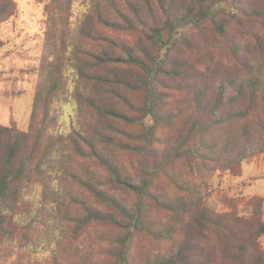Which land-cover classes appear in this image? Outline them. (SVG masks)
Returning <instances> with one entry per match:
<instances>
[{"label": "trees", "instance_id": "1", "mask_svg": "<svg viewBox=\"0 0 264 264\" xmlns=\"http://www.w3.org/2000/svg\"><path fill=\"white\" fill-rule=\"evenodd\" d=\"M52 1L60 8L57 0ZM85 1L75 29L77 39L67 56L76 73V127L65 134L49 131L56 121L49 106L59 78L43 97L38 95L37 123L30 121L25 130L13 122L0 125V235L10 232V222L24 220L18 204L22 186L35 174L46 173L58 152L65 150L60 158L62 173L71 176L91 199L69 194L82 210L70 216L74 221L70 229L80 233L89 222L116 229L101 234L110 243L99 252L107 259L98 262L86 252L79 256L81 264H216L217 250L220 264H264V250L255 242L264 233V221L244 236L235 233L228 226V216L206 205L191 179L197 164L222 163L225 150L253 136L255 127L261 126L264 0ZM240 13L257 22L262 32L244 47L229 44L236 67L221 72L212 97L207 96L211 86L205 79L192 85V112L183 125V139L159 151L155 134L163 92L158 86L164 78L178 75L182 79L189 74L186 61L174 55L176 44L181 40L189 45L186 31L203 24L223 35L225 23ZM16 14L14 0H0V24ZM104 29L131 32L136 39L128 43ZM227 87L231 94L225 98ZM136 94L141 95L140 104L131 98ZM219 108L224 109L222 114L212 117ZM149 118L153 124L147 122ZM124 154L136 158L131 169L123 163ZM243 158L235 157L230 170ZM175 163H182L187 171ZM160 176L173 190L159 188ZM151 208L169 216L158 220ZM211 234L216 238L214 245L208 243ZM135 236L154 243L169 240L172 246L137 258L130 248Z\"/></svg>", "mask_w": 264, "mask_h": 264}, {"label": "rangeland", "instance_id": "2", "mask_svg": "<svg viewBox=\"0 0 264 264\" xmlns=\"http://www.w3.org/2000/svg\"><path fill=\"white\" fill-rule=\"evenodd\" d=\"M14 1L17 14L0 24V125L13 122L17 129L25 130L30 121L37 123L40 115L38 95L43 97L52 81L59 78L49 106L56 121L53 130L51 127L49 131L65 134L71 127H76L78 119L74 97L76 73L67 56L77 39L75 29L86 1L67 0L63 6L61 0H57L60 8L54 6L52 0ZM225 26V33L219 35L209 24H203L198 29L186 31L189 45L181 40L176 44L174 55L186 61L189 74L182 79L178 75L172 79L164 78V84L158 86L163 92L155 134V147L159 151L176 139L178 143L183 139V125L192 112V85L205 79L211 86L207 96L212 97V87L219 83L221 72L236 67L229 44L244 47L262 32L257 22L241 13L228 20ZM103 31L128 43L136 39L131 32ZM239 53L243 54L242 51ZM230 94L231 89L227 87L225 98ZM131 98L137 104L141 103L140 94L131 95ZM223 111V108L215 110L212 117L220 116ZM260 115L262 123L255 127L254 135L225 150L220 159L222 163H199L191 173L206 205L228 216V226L241 236L258 221H264V104ZM147 122L153 124L154 119L149 118ZM66 153L59 151L53 166L46 167V173L35 174L22 186L18 204L22 206L19 210L24 213V220L10 222V232L0 235V264H81L79 256L86 252L98 262L107 259L99 252L110 243L101 234L114 232L113 226L89 222L80 233L70 229L74 226L70 216L82 210L69 194L83 195L88 202L91 199L71 176L62 173L61 160ZM240 154L244 158L230 170L231 161ZM122 159L131 169L136 158L124 154ZM175 164L181 171H187L182 163ZM137 180L134 178V182ZM157 184L159 188L173 190L162 176ZM123 196L127 197V194ZM96 206L104 209L101 205ZM155 211L151 208L158 220L169 216L163 211ZM215 240V235L211 234L208 243L214 245ZM255 242L260 250H264V233L257 236ZM171 246L169 240L154 243L147 237L135 236L130 248L132 254L140 258L150 251L169 250ZM215 255L216 264H220L218 250Z\"/></svg>", "mask_w": 264, "mask_h": 264}]
</instances>
